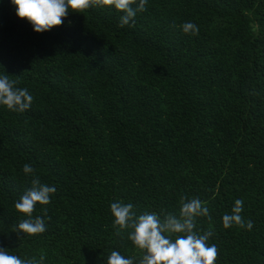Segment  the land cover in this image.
<instances>
[{"label": "trees", "instance_id": "obj_1", "mask_svg": "<svg viewBox=\"0 0 264 264\" xmlns=\"http://www.w3.org/2000/svg\"><path fill=\"white\" fill-rule=\"evenodd\" d=\"M145 7L124 27L93 6L36 33L0 0V76L34 98L23 113L0 105V247L43 264H107L114 250L138 264L110 205L178 214L186 197L209 208L195 230H212L215 264H264V0ZM25 164L56 188L35 207V236L17 233ZM237 199L251 230L223 226Z\"/></svg>", "mask_w": 264, "mask_h": 264}, {"label": "clouds", "instance_id": "obj_2", "mask_svg": "<svg viewBox=\"0 0 264 264\" xmlns=\"http://www.w3.org/2000/svg\"><path fill=\"white\" fill-rule=\"evenodd\" d=\"M12 3L20 19L27 20L36 33H44L62 26L70 11L81 13L93 6L114 7L123 13L119 26L124 27L134 21L138 12L146 11L147 0H12ZM181 27L185 34L199 33L198 26L192 22H186ZM16 83V80L9 79V75L0 76V105L23 113L30 109L34 98L27 88H17ZM23 172L32 176L31 188L15 203V209L29 218L18 224L17 233L35 236L46 231L45 221L41 217L32 218L35 207L37 204L49 205L56 188L42 183L30 164L23 166ZM110 208L116 235L129 230L128 240L142 252L138 264H215L218 249L215 244L207 243L213 235L212 230L208 229L202 234L195 230L198 217L211 220L209 208L199 198L189 200L181 197L178 214L162 211L160 215L154 212L137 215L133 204L123 202H113ZM242 211L243 201L237 199L231 214L225 213L222 217L224 228L236 225L251 230L253 223H245ZM44 259L41 255L39 260H22L0 247V264H43ZM107 264H136V258H125L114 250Z\"/></svg>", "mask_w": 264, "mask_h": 264}]
</instances>
